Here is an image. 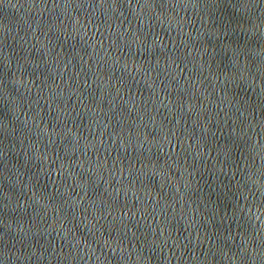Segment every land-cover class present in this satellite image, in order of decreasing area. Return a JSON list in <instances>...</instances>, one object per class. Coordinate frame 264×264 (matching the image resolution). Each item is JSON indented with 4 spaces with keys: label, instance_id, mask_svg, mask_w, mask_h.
Segmentation results:
<instances>
[{
    "label": "water",
    "instance_id": "95a60500",
    "mask_svg": "<svg viewBox=\"0 0 264 264\" xmlns=\"http://www.w3.org/2000/svg\"><path fill=\"white\" fill-rule=\"evenodd\" d=\"M0 264H264V0H0Z\"/></svg>",
    "mask_w": 264,
    "mask_h": 264
}]
</instances>
